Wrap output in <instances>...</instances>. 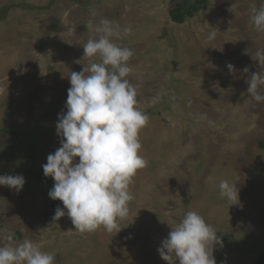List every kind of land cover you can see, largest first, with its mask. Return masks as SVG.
Instances as JSON below:
<instances>
[{
    "label": "rangeland",
    "instance_id": "374dc122",
    "mask_svg": "<svg viewBox=\"0 0 264 264\" xmlns=\"http://www.w3.org/2000/svg\"><path fill=\"white\" fill-rule=\"evenodd\" d=\"M208 2L175 24L168 0H0V175L25 177L21 199L0 186V246L29 239L54 264H168L162 241L195 211L220 239L216 264L255 263L264 252V101L249 97L247 80L264 70L254 60L264 32L251 23L264 0ZM102 19L134 53L127 79L148 116L139 132L148 163L133 177L121 230L81 234L67 214L48 213L52 202L64 206L49 197L55 181L42 166L61 146L69 75L99 62L83 45ZM221 180L237 185L238 203L220 196Z\"/></svg>",
    "mask_w": 264,
    "mask_h": 264
},
{
    "label": "clouds",
    "instance_id": "9594fccd",
    "mask_svg": "<svg viewBox=\"0 0 264 264\" xmlns=\"http://www.w3.org/2000/svg\"><path fill=\"white\" fill-rule=\"evenodd\" d=\"M251 23L257 32H264V3L252 9ZM94 31L98 36L83 45L84 56H99V62L69 75L67 111L59 114L57 123L61 146L47 156L42 167L45 177L55 181L49 197L62 201L64 206L48 212L55 213L54 221L67 214L81 234L101 227L108 233H118L121 230L118 221L127 217L128 204L133 200L129 190L133 177L148 163L139 154L142 147L139 132L148 116L137 107L136 89L127 79L131 72L127 62L134 53L113 41L119 32L107 19L100 20ZM123 31L130 34L131 26ZM254 60L264 65V54L257 52ZM227 67L230 73L235 72L232 64ZM248 71L247 67L243 69L244 73ZM247 84L249 97L255 102L264 101L260 92L264 88V70L253 73ZM24 184L23 175H0V186L19 192ZM219 194L231 205L239 201L237 185L227 180L220 181ZM171 229L158 249L168 264H216L213 246L220 239L200 214L186 212ZM3 239L11 241L13 237L4 234ZM54 261V253L42 251L29 239L15 246L7 243L0 246V264H54Z\"/></svg>",
    "mask_w": 264,
    "mask_h": 264
},
{
    "label": "trees",
    "instance_id": "16d2710c",
    "mask_svg": "<svg viewBox=\"0 0 264 264\" xmlns=\"http://www.w3.org/2000/svg\"><path fill=\"white\" fill-rule=\"evenodd\" d=\"M169 1V10L168 16L171 22L176 24H182L187 19H191L195 14L208 7V0H168ZM60 207L59 202H53L49 206V211L55 212L57 207ZM16 236H20V233H17ZM254 264H264V252L261 253Z\"/></svg>",
    "mask_w": 264,
    "mask_h": 264
},
{
    "label": "crops",
    "instance_id": "0c3cea01",
    "mask_svg": "<svg viewBox=\"0 0 264 264\" xmlns=\"http://www.w3.org/2000/svg\"><path fill=\"white\" fill-rule=\"evenodd\" d=\"M145 40H147V38H145L144 39V41ZM146 43H147V41H145ZM25 190H20L19 192H17L16 190L15 191H12V190H10V193L11 194H13V193H15L16 195L14 196V198L16 199V198H18V199H21V196H22V194H23V192H24ZM6 222V221H5ZM0 227H1V225H0ZM54 241H56V240H54ZM55 246H57V244H54ZM53 245V246H54ZM68 248L66 247V250H67ZM69 249H71V247H69Z\"/></svg>",
    "mask_w": 264,
    "mask_h": 264
}]
</instances>
